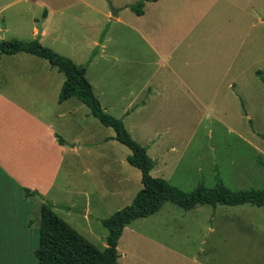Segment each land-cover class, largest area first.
Returning a JSON list of instances; mask_svg holds the SVG:
<instances>
[{
    "label": "rangeland",
    "instance_id": "374dc122",
    "mask_svg": "<svg viewBox=\"0 0 264 264\" xmlns=\"http://www.w3.org/2000/svg\"><path fill=\"white\" fill-rule=\"evenodd\" d=\"M68 8L62 17L49 19L48 32L40 42L88 66L89 78L97 91L98 84L104 86L105 96L119 89L122 96L134 93L135 102H145L140 112L126 117L125 127L146 147L154 162L149 172L152 176L186 191L201 182L212 186L214 175L233 190L264 188V0L205 1L209 11L203 24L204 37L206 42H213L222 60L221 77L189 81L190 90L197 91L189 96H185L180 83L170 82L165 92L158 87L161 94H154L147 79L146 62L151 60V52L131 29L134 13L128 6L120 16L130 27L108 20L97 33L84 24L86 8L80 4ZM41 10L29 0L16 4L0 0V26H8L1 31L2 38H32V25L37 31L38 26L41 28ZM100 42H104L103 56L97 52ZM30 55L19 53L17 57L38 62L4 65L8 79L0 83L2 94L26 104L29 113L39 120L5 110L4 99H0V125L13 122L14 131L9 136L13 132L15 135L9 140L0 136V217L7 213V217L24 220L18 226L12 224V230L24 242V254L8 259L17 264H37L34 250L42 202H49L61 218L102 248L107 234L102 218L129 204L142 186L139 169L126 160L129 148L114 138L112 127L101 124L75 98L59 104L63 74L47 60ZM225 57L233 59L223 74ZM44 67L51 69L47 81ZM234 77L235 82H228ZM72 101L77 104H68ZM127 101L122 100L120 105ZM120 112L116 107L112 115L119 116ZM171 144L174 149L167 152ZM5 172L23 175L25 181L38 187H15ZM212 208L216 215H225L223 218L252 220L250 226L236 227L244 230V234L236 235L241 238L236 243L240 248H233L235 241L225 233L211 232L217 228L216 221L223 219L214 215V222L210 220ZM26 224L30 227H23ZM257 239V250L250 252ZM117 249L118 264H264V206L202 204L183 209L165 201L155 213L129 222Z\"/></svg>",
    "mask_w": 264,
    "mask_h": 264
},
{
    "label": "crops",
    "instance_id": "0c3cea01",
    "mask_svg": "<svg viewBox=\"0 0 264 264\" xmlns=\"http://www.w3.org/2000/svg\"><path fill=\"white\" fill-rule=\"evenodd\" d=\"M19 1L22 2V0H10V3L16 4ZM23 1L27 2L28 0H23ZM29 1L36 3L42 9L41 10L42 20L40 23L41 25L40 31H37L34 25H32L31 27L32 38L38 37L40 41H42V37L45 36L48 32L49 19L53 17H57V18L62 17L64 15V10L69 9L68 7L73 8L76 4L77 5L80 4L83 6V8L87 9L88 12L87 15L85 16V18L87 17V20L85 21L84 24L89 26L96 33L102 28L101 26L103 25V22L108 20L130 27L129 23L123 20L120 14L127 8L126 5H128L131 0H108V3L95 0L96 4H94L93 2L94 0H29ZM205 1L207 2L211 1L213 3L217 0L145 1L142 8V13L140 15H136L133 12L134 17L132 18L131 29L137 34L140 40L145 43V45L148 47V50H150L151 52V60L146 62V64L148 65V72H149L147 79L150 80V82L152 83L153 89H155L154 92L155 95L161 94V92L158 91V87H160V90L163 88L165 92L167 90V83L169 82L175 85H177V83H180L181 89H183L186 92L185 96H189V94H193L197 92L196 90H190L189 81L196 80V78L200 79L203 78L204 76H207L209 78L214 77L220 80L221 77L220 64L222 63V60L219 57L218 53L215 52L213 42H206V38L204 37L205 27L203 26V24H204L205 15L209 11L205 9ZM110 8H114L113 10L114 12H111ZM21 9L23 10L22 7ZM89 12H93V13L90 16H88ZM12 24L16 27V22H12ZM6 29H8V26L6 24L4 27L0 26V38L4 37L1 36V31ZM108 29L109 28H107V30ZM37 32L39 33V36H36ZM98 46H99V50H97L98 55L103 56L104 42L98 43ZM19 53H25V52H17L14 54L0 53V83L2 82V79L5 81L8 79L5 70H3L4 65L8 66L10 64L13 66L15 64H19L20 62L22 63L24 60H29L30 62H38L36 61V59H30V57L18 58L17 54ZM224 59L226 61V64L224 63L225 68H223V74L227 73V69L232 64V62L229 60L233 58L225 57ZM44 68L46 72H48V75L45 74L43 78L44 80L47 81L51 69H46V67ZM87 71H88V66L86 67V77L91 83L94 94L99 99L103 109L108 113L113 114L112 111H114L116 107H120L121 114L119 116L116 115V117L118 116V118H120L123 121L124 126H125L126 117L131 116V114L133 113L140 112V110L144 107L145 102L143 101L135 102L137 98L134 97V93H131L128 96H122L121 94H119L120 92L119 89H117V93H115V91H112L109 92L110 94H112L111 96H105L107 93L104 92V86H102V84L101 85L98 84V91H97L96 86L94 82L89 78ZM39 78L40 77L38 76V81ZM43 78L41 79L43 80ZM235 81H236V77L229 79L228 82L231 83ZM39 83L42 84L43 81H39ZM155 83L157 84L155 85ZM230 83H228L229 86ZM147 87L149 88L148 90L151 91L150 86L147 85ZM171 95L176 96L174 94ZM7 97L9 99L11 98L8 95ZM7 97L0 92V99H4L5 102V110L10 109L15 112H23L24 114H28V116L32 115V112L29 113V111L27 110L26 104H23L22 102H19L15 99H13L14 101H11ZM71 98H75V97H70L62 101L57 100V102L59 104H62ZM106 98H111V99L106 100ZM122 100L124 101L128 100V101L123 102V104L120 105V102ZM74 102L75 101H72V103H68V104L70 105L77 104ZM63 115H64L63 113L58 114V116H63ZM122 115H126V116L122 117ZM32 118L36 122H39V120L35 116H33ZM12 124L13 122L10 121L8 126L0 125V136H3L5 140H9L12 136H15L14 132L11 136H9L10 133L14 131L11 127ZM23 125L28 126L29 124H23ZM24 130L27 131V128H24ZM25 137L26 138L28 137L27 133H25ZM173 149H174V145L171 144L170 146H168L166 151L168 152L169 150H173ZM59 163L60 161L58 162V165ZM4 175L10 179L11 183L14 184L15 187L17 186L19 187V185L20 186L28 185L32 190H34L35 187H38L37 184L33 182H29L27 180L26 182L25 178H23V175L16 176L6 172L4 173ZM41 191H43V189ZM39 207H38V215H39ZM53 210L56 212L55 208ZM86 213L87 210L83 212L84 215H86ZM215 213L216 211L214 208L213 214L209 215L210 220H212L213 222H214V218L212 217L214 215L215 218L218 219L223 218V216H225L222 214L218 216ZM234 218L228 219L227 217H224L219 222L216 221L217 228L211 229V232L217 234L225 233V235H227V237L230 238L231 242L235 241V245H233L232 247L233 248L236 247L238 249L241 246L236 245V243L241 241V238H237V236H239L240 234H244V230L237 229L236 227L247 226V225L250 226L252 225V220L241 219L236 217ZM23 221L24 220H22L21 217L18 216H13V219L11 216L7 217V213L0 217V264H17V261L11 263V261L8 259H11V255L17 258L20 255H22V253L24 254L23 252L24 242L22 238L20 240L19 236H16L17 232L12 230V224L18 226L21 223H23ZM23 227L29 228L30 226L29 224H26ZM224 227L227 228L224 229ZM233 227H235L236 229H234ZM226 232L228 233L226 234ZM258 243L259 240L257 239V245L251 246L252 250H250V252H255L257 250L256 248H258ZM248 248L249 245H246L245 250H247ZM3 259H7V260H3Z\"/></svg>",
    "mask_w": 264,
    "mask_h": 264
},
{
    "label": "trees",
    "instance_id": "16d2710c",
    "mask_svg": "<svg viewBox=\"0 0 264 264\" xmlns=\"http://www.w3.org/2000/svg\"><path fill=\"white\" fill-rule=\"evenodd\" d=\"M145 1L154 0H136L127 6L136 15H140ZM17 52L39 56L63 74L57 100L75 97L89 108L91 114L101 124L112 127L114 138L129 148L130 153L126 160L139 169L142 184L129 204L102 218L101 222L107 229L106 245L102 248L94 245L61 218L49 202H42L38 215V241L34 250L37 264H118L117 243L124 227L136 218L155 213L165 201H170L183 209H191L202 204L211 207L217 204L244 203L264 206V188L233 190L217 175H214L215 182L212 186H206L201 182L188 191L162 177L152 176L149 172L154 162L147 154L146 147L130 135L120 118L103 109L86 77V65L77 64L71 58L43 45L38 37L0 38V53ZM26 192L32 193L29 190Z\"/></svg>",
    "mask_w": 264,
    "mask_h": 264
},
{
    "label": "water",
    "instance_id": "95a60500",
    "mask_svg": "<svg viewBox=\"0 0 264 264\" xmlns=\"http://www.w3.org/2000/svg\"><path fill=\"white\" fill-rule=\"evenodd\" d=\"M38 31H40V26H38Z\"/></svg>",
    "mask_w": 264,
    "mask_h": 264
}]
</instances>
